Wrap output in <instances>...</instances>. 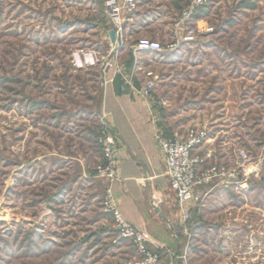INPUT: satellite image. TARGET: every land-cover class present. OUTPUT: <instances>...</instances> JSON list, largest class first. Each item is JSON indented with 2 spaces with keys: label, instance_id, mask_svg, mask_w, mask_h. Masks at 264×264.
<instances>
[{
  "label": "rangeland",
  "instance_id": "rangeland-1",
  "mask_svg": "<svg viewBox=\"0 0 264 264\" xmlns=\"http://www.w3.org/2000/svg\"><path fill=\"white\" fill-rule=\"evenodd\" d=\"M107 1L0 0V264L140 263L105 208L108 183L95 181L109 124L91 114L111 79L121 94L132 78L153 79L150 97H165L186 133L204 131L201 147L212 138L216 152L227 145L239 155L204 169L237 178L204 196L202 212L183 215L201 223L186 237L203 257L194 264H264V0H205L187 21L194 0H152L182 7L161 52L131 37L156 14L136 19L128 35L124 21L112 44ZM154 27L147 32L166 33ZM129 46L144 51L134 71L119 53Z\"/></svg>",
  "mask_w": 264,
  "mask_h": 264
},
{
  "label": "crops",
  "instance_id": "crops-1",
  "mask_svg": "<svg viewBox=\"0 0 264 264\" xmlns=\"http://www.w3.org/2000/svg\"><path fill=\"white\" fill-rule=\"evenodd\" d=\"M152 2L154 1L144 0L140 5L137 1L139 3L137 10L125 16L126 34L128 35L129 29L133 30L137 26L136 19L143 18L146 23L147 17L156 14L154 24L146 25V23L133 32L131 37L165 44L163 40L166 37L173 38L176 29L172 22L179 18L182 7L178 8V4L176 7L173 5L176 13L174 9H167L168 4L165 2ZM149 6H157V8L151 11L146 9ZM154 26L166 30V33L164 35L149 34L148 29ZM142 52L144 51L133 46L119 52L126 71L135 68L137 56ZM133 71L131 72L134 73ZM131 80L132 90L120 94L116 91V86L120 89L122 83L120 80L113 83L111 79L106 97H99L97 111H90L93 116H98V119L104 116L117 138L120 171L119 181L113 186L115 201L127 222L150 235L149 245L152 251L159 252V264L197 263L202 261L203 257H198L192 250L189 252L190 246H193L195 241L188 243L186 237L191 231L199 230L201 223L184 224L182 219L184 212L178 208L176 193L171 189L167 177L165 156L155 138L156 130L168 138L177 133H186L188 127L186 124L175 123L172 118L174 113L171 112L165 97L143 98L139 92L145 83L140 86L133 78ZM213 142L214 139L210 138L208 144L194 152L195 157H200L204 161L197 167L198 174L210 167L214 161L218 162L217 157L221 163L234 162L235 157L239 160L236 152L233 154L228 152L227 145L220 152H216ZM81 160L83 158L79 157L80 163ZM93 160L98 158L94 156ZM253 172L252 167H248L247 173ZM95 181L100 182L102 186L105 185L103 180L95 179ZM224 184L222 180H214L210 185L199 188L198 194L203 201L204 196H215ZM201 203L197 206L193 204L186 206L189 217L203 211ZM123 241L132 245L127 240Z\"/></svg>",
  "mask_w": 264,
  "mask_h": 264
},
{
  "label": "built area",
  "instance_id": "built-area-1",
  "mask_svg": "<svg viewBox=\"0 0 264 264\" xmlns=\"http://www.w3.org/2000/svg\"><path fill=\"white\" fill-rule=\"evenodd\" d=\"M205 0H194L190 6L183 11V21L189 20L200 8ZM137 0H108L105 4L106 14L116 32L117 40L123 38V26L125 16L133 14L137 10ZM140 49L161 52L159 44L141 41ZM82 62V61H80ZM155 83L153 79H148L140 91V96L150 98ZM105 119V118H104ZM104 129L100 135V144L103 154V162L96 169V175L108 183L105 199L106 210L113 215L115 224L119 232V237L129 241L137 250L141 257L138 264H157L159 256L149 250L151 242L150 235L143 230H139L127 222L114 198L113 186L119 181L120 162L118 157L117 138L111 128L103 123ZM207 134L204 131L190 130L186 135L175 134L166 138L157 130L155 132L156 141L159 143L166 161L167 177L171 189L176 193L179 209L184 212V218L189 219L186 213V206H195L202 202V197L198 194V189L204 187L214 180L224 181L235 180L237 172L227 173L213 167L198 174L197 167L204 161L200 157H195L194 152L206 142ZM243 162L247 163L244 156Z\"/></svg>",
  "mask_w": 264,
  "mask_h": 264
},
{
  "label": "water",
  "instance_id": "water-1",
  "mask_svg": "<svg viewBox=\"0 0 264 264\" xmlns=\"http://www.w3.org/2000/svg\"><path fill=\"white\" fill-rule=\"evenodd\" d=\"M109 38L112 44H116L118 42L117 37H116V32L114 30H111L109 32Z\"/></svg>",
  "mask_w": 264,
  "mask_h": 264
}]
</instances>
